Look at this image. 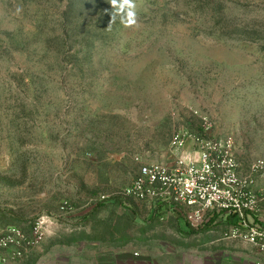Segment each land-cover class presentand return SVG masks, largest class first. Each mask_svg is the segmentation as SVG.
I'll return each instance as SVG.
<instances>
[{
    "label": "rangeland",
    "instance_id": "1",
    "mask_svg": "<svg viewBox=\"0 0 264 264\" xmlns=\"http://www.w3.org/2000/svg\"><path fill=\"white\" fill-rule=\"evenodd\" d=\"M134 3L126 27L111 0H0V233L45 229L6 264H254L227 220L125 190L177 133L264 161V0Z\"/></svg>",
    "mask_w": 264,
    "mask_h": 264
},
{
    "label": "built area",
    "instance_id": "2",
    "mask_svg": "<svg viewBox=\"0 0 264 264\" xmlns=\"http://www.w3.org/2000/svg\"><path fill=\"white\" fill-rule=\"evenodd\" d=\"M194 148L185 149V138L177 133L171 145L176 161L142 164L134 183L125 192L132 197L158 201L165 212L175 214L194 229L224 218L229 222L226 238L249 245L264 264V161L243 173L235 156L221 143L196 138ZM168 210V211H167ZM43 221H37L32 237L13 227L0 233V264L24 260L45 236Z\"/></svg>",
    "mask_w": 264,
    "mask_h": 264
},
{
    "label": "clouds",
    "instance_id": "3",
    "mask_svg": "<svg viewBox=\"0 0 264 264\" xmlns=\"http://www.w3.org/2000/svg\"><path fill=\"white\" fill-rule=\"evenodd\" d=\"M111 4L121 15V23L126 27L136 23V4L134 0H111Z\"/></svg>",
    "mask_w": 264,
    "mask_h": 264
},
{
    "label": "crops",
    "instance_id": "4",
    "mask_svg": "<svg viewBox=\"0 0 264 264\" xmlns=\"http://www.w3.org/2000/svg\"><path fill=\"white\" fill-rule=\"evenodd\" d=\"M226 220L224 218H220L218 220H216L212 225H215V227H219L222 222H225ZM240 241V240H239ZM245 247H247V249H249L250 253L247 252V254L252 257L254 259V264H258V256L253 252V250L251 249V247L243 242H241Z\"/></svg>",
    "mask_w": 264,
    "mask_h": 264
}]
</instances>
